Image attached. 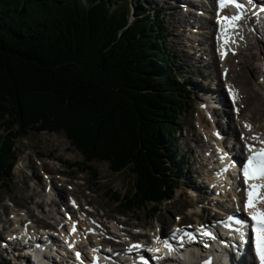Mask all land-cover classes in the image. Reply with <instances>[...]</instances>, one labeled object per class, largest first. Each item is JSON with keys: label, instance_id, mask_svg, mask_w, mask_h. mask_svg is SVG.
Wrapping results in <instances>:
<instances>
[{"label": "trees", "instance_id": "trees-1", "mask_svg": "<svg viewBox=\"0 0 264 264\" xmlns=\"http://www.w3.org/2000/svg\"><path fill=\"white\" fill-rule=\"evenodd\" d=\"M146 3L0 0V186L17 138L63 132L85 166L130 168L125 211L170 201L183 161L172 138L190 82Z\"/></svg>", "mask_w": 264, "mask_h": 264}, {"label": "rangeland", "instance_id": "rangeland-1", "mask_svg": "<svg viewBox=\"0 0 264 264\" xmlns=\"http://www.w3.org/2000/svg\"><path fill=\"white\" fill-rule=\"evenodd\" d=\"M148 1L145 10L151 9L154 12L159 9L160 11V24L164 30L165 46L172 54L174 53L175 60H177L176 66L182 72L179 78L190 82V86L187 87L189 96L184 98L187 105L185 111L178 118L180 127L172 138L177 143L178 154L183 158V161L179 164L181 171L180 169L176 171L177 174L179 173V178L170 201L163 202L156 208L125 211L121 207L124 203L123 198L133 193L135 183L130 168H126L120 173H114L106 161L88 163L87 167L83 164V156L63 132H29L24 138H17L14 141L12 151L16 163L11 170L10 178L0 186L1 242L5 236L4 229H14V224L10 223L11 221H9L8 226L3 223L10 220V214L18 209H22V212L29 209L31 218L38 220L39 224L40 222L45 224L53 222L57 225L61 222L62 217L58 215L61 212L59 207L54 204V201V205L50 204L49 206V201L52 203V198L50 200L44 195V190L50 184L55 186L58 191H63L61 198H63L64 204H67L70 196L75 197L79 199V203L83 200L91 206L88 207V210L94 219L100 218L103 222L102 218L105 216L120 222L128 220L129 225L142 226L145 232H147L146 229L152 231L157 223L162 228L168 229L170 224H176L180 219L183 220V224L203 223L206 219L211 220V210L218 204L216 201L218 199L222 201L223 198L220 195H215L218 190L213 187L214 182L210 178L211 173H214L212 166L202 167V164L207 162L206 158L209 156L205 153L209 151L208 149H214V145L218 141L212 134L215 127L205 114H200L199 109H201L200 104L202 103L200 98L209 99L208 95H204L205 91H209L219 99L223 97L226 101L225 81L231 86V82H233L242 90L243 83L246 84L244 88L248 91L253 89L251 94L257 93V98L253 97L247 103H239L237 105L240 110L239 116L233 110V103H230L228 109L226 106V110L219 112L222 118L218 120L217 127L220 130L228 124L231 128L236 126L235 133L238 136L245 131L241 127V123L244 126L249 123L248 125L254 130L264 131V84L262 83L264 71L261 69L262 61H264V35L257 37L259 42H256L255 35L248 36L249 38L245 43L241 42L242 46L254 44L257 47L254 53L261 54V56L258 58L245 50V47H241L237 57H231L225 62L224 66L229 73H227L226 78H223L224 66L218 67L211 60L212 53H208L210 47L207 41L210 36L209 34L201 35L200 28L196 29L197 21L196 19L193 20L194 11L183 12L178 7L173 8V2L170 0L167 3L164 0ZM187 17L188 20L185 22ZM131 19L133 20L132 16ZM176 21L178 25H175ZM204 63L210 67L205 68ZM238 70L239 75H236ZM241 72L244 75H241ZM206 74H209L211 78L207 79ZM210 87H217L219 91L211 92ZM234 90L236 97H238L239 89L234 88ZM226 113L233 117V124L226 121L229 119ZM57 174H61V179L64 178V180H58ZM195 184L200 185L203 189L200 191L193 189ZM212 195H215L217 200L208 199ZM195 197H202L203 199L196 202ZM117 198L122 200L117 201ZM37 202L40 204L39 209L34 206V203ZM47 208L51 213L46 211ZM193 212L199 213L200 216L192 215ZM31 218L30 223H35L36 221ZM111 225L109 222L107 223V227L112 230L113 225L112 227ZM148 225L150 228L147 227ZM128 229L136 231L132 228ZM0 262L3 264H7V262L21 264L19 256L13 258L1 249Z\"/></svg>", "mask_w": 264, "mask_h": 264}, {"label": "bare ground", "instance_id": "bare-ground-1", "mask_svg": "<svg viewBox=\"0 0 264 264\" xmlns=\"http://www.w3.org/2000/svg\"><path fill=\"white\" fill-rule=\"evenodd\" d=\"M167 1H169V0H164V2H166L167 3ZM170 1H174V0H170ZM207 1H210V0H207ZM160 2V1H159ZM217 2V1H216ZM218 3V2H217ZM182 4H188V5H191L192 3L191 2H188V1H186V0H176L174 3H173V8H177V7H179L180 5H182ZM175 6V7H174ZM181 10H183V9H181ZM196 10H198V9H196ZM261 19L262 20H264V14L261 16ZM187 20H188V17H187V19L185 18V22H187ZM199 20H201V21H203L202 20V18H197V22L199 21ZM205 20V19H204ZM204 22V25L203 24H198L199 25V28H200V33H201V35H205L206 33H208V31H206L207 30V28H206V25H205V21H203ZM175 25H178V22L176 21V23H175ZM239 29L241 30L242 29V27L241 26H239ZM238 33V38H240V36H241V34H243V33H240V32H237ZM249 35H255V39H256V42L258 41V38L257 37H259V35L256 33V31H254V28L252 27V32L251 33H249ZM259 42V41H258ZM258 45V44H257ZM239 46H242L241 45V42H239ZM257 47L254 45V44H246L245 45V50H247L249 53H251L252 55H254V56H261V54H256V53H254V50L256 49ZM261 52V51H260ZM248 56V55H247ZM247 58V57H246ZM259 58V57H258ZM252 59V58H251ZM247 62V61H246ZM196 63H198V62H196ZM241 64V63H240ZM245 64V63H244ZM204 65H205V68H207L209 65L208 64H206V63H204ZM246 65V64H245ZM210 67V66H209ZM208 67V68H209ZM244 69V68H243ZM261 69H263L264 70V63L262 62V64H261ZM242 70V69H241ZM236 75H239V70H238V72H236ZM241 75H244V74H242V72H241ZM206 76V78L207 79H210L211 77L209 76V74H206L205 75ZM244 77V76H243ZM245 78V77H244ZM239 80V79H238ZM247 80V79H246ZM241 82V81H240ZM248 82V81H247ZM263 84H264V81L262 82ZM231 84H232V86L230 85V83H228V88H229V90H228V92L227 93H229V97L231 98V100L233 101V103H234V105H235V111H236V113L239 115L240 114V110L238 109V107H237V105L240 103H247V102H249V101H251L252 99H253V97H255V98H257V93H255V94H251V93H253V89H251V90H247V89H245L244 87L246 86V84H244L243 83V90L242 89H240L239 87H237L233 82H231ZM249 84V83H248ZM260 85V84H259ZM238 88L239 89V95H238V97H236L235 98V96H236V94H235V90H234V88ZM248 87V86H247ZM219 88V87H218ZM260 88H262L261 86H260ZM210 91L211 92H214V91H216V90H218L219 91V89H217V87H213V88H211L210 87ZM202 90V89H201ZM204 91V90H203ZM224 91V92H225ZM204 95H208L209 96V99H203V98H200L201 100H202V103L200 104L201 105V107H202V109H203V111L205 112V114H207V116H208V118H210V121H211V123L213 124V127H215V129L216 130H214V131H212V134L215 136V134L217 133V132H219V127H217V125H218V120L219 119H221L222 118V116H221V114L219 113V112H221V111H224V110H226V109H228V101L226 102L224 99H223V97H222V99H219L218 97H216V96H214V94H212V93H210L209 91H205L204 92ZM255 100V99H254ZM238 102V103H237ZM212 104V105H211ZM261 104V103H260ZM227 106V108L225 109V107ZM199 111H200V114H202V112H201V110L199 109ZM228 122L231 124V123H233V117L232 116H230V115H228ZM247 124H249V123H247ZM235 129H236V126H234V129L233 130H231V129H229V127H227V125L225 126V127H223V128H221L220 129V132H222V133H224V132H228V131H235ZM250 129H253V128H250ZM249 128H246V131H247V133H248V135H251L252 134V132H251V130H250ZM254 133V132H253ZM256 135H257V133H255ZM258 136V135H257ZM206 137V136H205ZM259 140H261L259 137H258V139H257V142H259ZM199 144V143H198ZM215 145H217V143H215ZM202 148H204V147H202ZM209 150V149H208ZM211 152H212V154L211 155H214L215 157H217L218 158V160L223 164L224 163V161H222V154H220V153H218L217 152V150H210ZM202 167H206V165L204 164H202ZM214 170V169H213ZM215 171V170H214ZM220 175H222V172H220ZM198 178H199V175H198ZM51 180V179H50ZM199 181V180H198ZM51 183V182H50ZM48 185V184H47ZM52 185V184H51ZM194 188L193 189H196V190H198V191H200L201 189H203V187H200V185H198V184H195L194 186H193ZM61 192H63V191H61V190H57L54 186L52 187V189L51 188H49L48 187V189H47V192H46V194H45V196L46 197H50V198H52V195L54 194V193H57L59 196H60V198H61V196H62V194H61ZM65 193V192H64ZM200 193V192H199ZM205 194V193H204ZM222 194V193H221ZM213 197L215 196V195H212ZM233 198H235V194L233 195ZM46 199V198H45ZM200 199H203L202 197H200V198H197V201L196 202H198ZM208 199H210V197L208 198ZM212 200H217L215 197L212 199ZM45 202V201H44ZM50 202V201H49ZM70 202H73L72 200H70ZM212 202V201H211ZM41 204H43L42 202H41ZM39 203L37 202V203H34V206L35 207H37V209H39ZM47 205V204H46ZM49 205V204H48ZM56 205V204H55ZM262 208H264V207H262ZM52 210V209H51ZM54 211V210H53ZM50 213H51V211H50ZM46 214V213H45ZM53 215V214H52ZM59 215V214H58ZM11 216V218H10V220H11V222L10 223H13L15 226H16V228H18L19 230H20V232L22 233V234H29V235H34V228H33V226L31 225L32 223H30L31 221L29 220L30 218H31V211L29 210V209H27V211L26 212H22V211H20V212H13V214H11L10 215ZM50 216V215H49ZM57 216V215H56ZM52 217V216H51ZM10 220H6L3 224H5V225H7L8 226V224H9V221ZM81 220H83V219H81ZM74 221H77V219L76 218H73L72 220H70V221H68L67 223H68V228H67V230L70 232V231H74L75 230V228L72 226V224H71V222H74ZM128 221V220H127ZM127 221H124L122 224L123 225H125L126 227H128V228H132V227H135V225H129L128 224V222ZM111 224L113 225V229L116 231V232H119L120 233V231L118 230V229H116L115 228V226H116V224L112 221L111 222ZM210 224H211V222H210ZM80 226H81V229H85V227L87 226L86 224H84V221H83V223H81L80 224ZM148 228H150V225H148L147 226ZM128 228H126L127 230H128ZM196 228V227H195ZM125 229V230H126ZM3 230V229H2ZM4 230H7V229H4ZM89 232L91 231V230H93L94 231V235H92L91 237H88L87 238V240L89 241V243H90V245H91V248H95V246L96 245H99V244H101V242H99L100 240L99 239H97V238H95L96 237V235H97V230L95 229V228H93L92 226H89V228L87 229ZM67 232V231H66ZM47 233V232H46ZM39 234H43V232H40ZM202 235V234H201ZM11 237H14V235L13 234H11L10 235ZM123 236V235H122ZM226 236V234L225 233H223L222 232V234H221V231H217V234H216V241H225V240H227L228 238H226L225 237ZM229 239H231L232 240V237L231 238H229ZM245 240H246V243H245V247L243 248V246L242 247H236V246H233L231 243H230V241H226L224 244H221V246H220V248H219V256H216L217 257V259L221 262V264H247L249 261H253V258H252V255H251V253H250V251H249V242H248V239L247 238H245ZM233 241V240H232ZM103 244H105L106 246L108 245V243L107 242H104ZM74 245V244H73ZM106 250H108L107 249V247H106ZM34 258V257H33ZM34 259H36L35 261H40L41 259L38 257V256H36ZM60 264H62V263H60ZM181 264H184V262L183 263H181Z\"/></svg>", "mask_w": 264, "mask_h": 264}, {"label": "snow or ice", "instance_id": "snow-or-ice-1", "mask_svg": "<svg viewBox=\"0 0 264 264\" xmlns=\"http://www.w3.org/2000/svg\"><path fill=\"white\" fill-rule=\"evenodd\" d=\"M218 3L221 9L231 5L237 10L234 15L218 16V23L221 24L222 28V38L225 39V42H228L230 39L228 37V30L235 29L237 21L242 18L241 13L245 5L238 2V0H218ZM247 3L253 7L257 6L254 0H247ZM260 11L264 12V6H260ZM245 127L251 128L248 124H245ZM252 139L257 140L258 138L253 137ZM259 144L261 147L258 150L253 145H246L249 155L246 160L241 162V172L246 193L243 207L248 219L243 222L237 219L235 223L241 226V230L247 229L249 231L254 241L255 255L260 264H264V208L261 207L264 204V140H259ZM228 219L231 220L232 217L230 216ZM204 235L210 236L211 233L206 232ZM190 238L192 237L190 236ZM134 247H140V245H135ZM165 247L171 251V246L167 241H165ZM154 251H159V249H155ZM79 256L80 253H77V258ZM205 264H210V262L206 261Z\"/></svg>", "mask_w": 264, "mask_h": 264}]
</instances>
